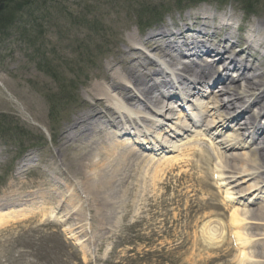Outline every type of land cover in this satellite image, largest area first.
Returning a JSON list of instances; mask_svg holds the SVG:
<instances>
[{
	"label": "rangeland",
	"instance_id": "rangeland-1",
	"mask_svg": "<svg viewBox=\"0 0 264 264\" xmlns=\"http://www.w3.org/2000/svg\"><path fill=\"white\" fill-rule=\"evenodd\" d=\"M184 1L38 0L24 30L0 36V119L6 116L0 126V211H25L0 222V264H239L230 228L235 206L214 176L213 159L204 157L206 138L201 154L183 146L171 160L127 163L143 152L124 154L120 145L114 152L113 136L104 133L91 144L67 142L63 134L95 102L93 91L106 82L100 70L124 59L133 37L144 40L186 15ZM201 6L216 15L234 12L239 24L245 18L264 24V0L251 10L244 0H203L192 8ZM147 48L148 56L161 57ZM256 64L263 72L262 61ZM239 74L231 72L236 79ZM237 83L241 90L246 86ZM66 85L70 100L59 97ZM88 174L101 179L88 186ZM38 192L62 194L48 201ZM71 225L75 234L63 229Z\"/></svg>",
	"mask_w": 264,
	"mask_h": 264
},
{
	"label": "bare ground",
	"instance_id": "bare-ground-1",
	"mask_svg": "<svg viewBox=\"0 0 264 264\" xmlns=\"http://www.w3.org/2000/svg\"><path fill=\"white\" fill-rule=\"evenodd\" d=\"M2 4L3 2L0 7ZM197 4L202 2L197 0L194 5ZM194 5L184 1L182 10L190 13L180 14L171 24L149 34L144 40H135L133 37L134 44L129 46L127 56L110 65L107 72L100 70L98 76L106 82L100 83L93 91L95 102L75 118L63 134L67 142L82 138L85 143L90 144L102 138L103 133L109 137L113 135L115 140L111 150L117 151L120 145V148L124 146V154L133 155L142 144L148 149V155H152L147 157L148 160L155 159V155L180 149L177 139L185 138L181 134L193 139L190 143H184V146H188L186 152L199 150L200 154L204 153L203 138L209 136L211 148L204 157L208 161L213 159L214 176L225 190L226 198L235 206L230 214V228L240 248L236 261L239 264H264L263 247L258 249L264 245V205L260 204L264 202V183L260 184L259 180L254 182L258 177L264 178V71L261 72L260 65L256 64L259 60L264 65V54L259 52L260 48H264V24L245 18V23L238 24L244 33L234 31L224 36L237 23L236 13L222 10L216 15L205 6H201L196 12L192 8ZM4 9L5 6L0 8ZM192 11L196 12L195 18H192ZM193 24L206 28L196 33ZM246 30L252 33L251 37L246 35ZM228 42L232 44L225 45ZM217 43L224 45L219 47L216 46ZM149 46L153 47V51L163 54L161 64L142 50H147ZM179 48L188 50L191 54L183 56L184 53ZM179 55L186 59H195V56H206L209 59L200 65L192 59L179 67ZM243 55L250 57L253 62L238 58ZM154 66H157L154 71L148 69ZM219 66L222 69L217 70ZM232 71L240 72V76L236 79L235 75H231ZM164 74L170 78H164ZM155 76L160 81H155ZM239 80L246 82L243 90L237 83ZM161 86L166 87L167 91L153 95ZM204 88L212 91L209 93ZM172 89H180L181 93L175 90L173 92ZM176 95L179 96L177 100L185 101L197 96L194 102H189L188 99L185 103L195 115L200 116L191 127L192 121L186 111L176 113L178 108L173 103ZM163 101L168 105H164ZM241 102L243 104L239 105ZM255 108L258 110L255 111ZM110 109L114 111L117 120L112 118ZM167 123L172 127L169 128ZM127 126L132 130L125 131ZM110 128L114 129L112 134L109 133ZM225 128L226 138H221ZM170 132L174 134L170 135ZM252 145H255L254 150L250 149ZM167 157L168 160L174 158L172 155ZM140 158L138 155L130 157L127 163H135ZM178 160L179 157H176L175 161ZM25 163L26 161L22 162ZM129 176L131 173L125 172V178L129 179ZM85 177L88 178L85 179L88 186L101 179L94 174ZM108 179L110 182V177ZM252 192L259 193L252 197ZM61 194L62 192H55L47 197L38 192L34 195L52 201L53 195H58L59 198ZM22 201H30V198L24 197ZM24 212V209L0 211V222L8 214L10 216L12 213ZM72 228L71 225L63 229L75 234L76 228Z\"/></svg>",
	"mask_w": 264,
	"mask_h": 264
},
{
	"label": "trees",
	"instance_id": "trees-1",
	"mask_svg": "<svg viewBox=\"0 0 264 264\" xmlns=\"http://www.w3.org/2000/svg\"><path fill=\"white\" fill-rule=\"evenodd\" d=\"M190 3L196 2L197 0H185ZM246 7L251 6L260 2L261 0H244ZM5 2V9L0 10V36L11 35L16 28L22 27V30L26 28V20L29 15L32 16V11H34L38 0H0V4ZM146 10H142L144 13ZM35 24V21L33 22ZM63 93L67 97L69 94V89L66 86L63 88ZM6 116L2 115L0 119V126L5 127ZM3 124V125H2Z\"/></svg>",
	"mask_w": 264,
	"mask_h": 264
},
{
	"label": "water",
	"instance_id": "water-1",
	"mask_svg": "<svg viewBox=\"0 0 264 264\" xmlns=\"http://www.w3.org/2000/svg\"><path fill=\"white\" fill-rule=\"evenodd\" d=\"M3 7H4V4H2L0 8H3Z\"/></svg>",
	"mask_w": 264,
	"mask_h": 264
}]
</instances>
